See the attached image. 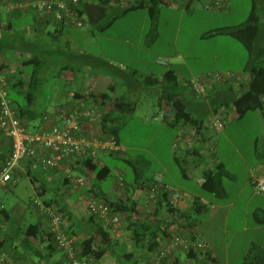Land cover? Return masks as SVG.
<instances>
[{
	"label": "crops",
	"instance_id": "0c3cea01",
	"mask_svg": "<svg viewBox=\"0 0 264 264\" xmlns=\"http://www.w3.org/2000/svg\"><path fill=\"white\" fill-rule=\"evenodd\" d=\"M33 2L34 0H29ZM129 0H114L111 5L114 6V11L125 3H128ZM169 1V0H168ZM177 1V0H172ZM181 1L178 0L176 4ZM208 1V0H207ZM206 1V2H207ZM231 0H229L230 2ZM205 2V3H206ZM186 7V4H184ZM162 7V6H161ZM137 11L147 12L146 8H140L137 10L130 11L119 18H117L107 29L101 30L93 28L88 22V15L85 14L86 24L85 26L72 27V26H61L56 21L51 20L45 14L36 13L32 10L31 6L24 4L22 7L9 9L7 6L0 9V74H6L8 77V95L10 90L15 89L17 94L21 90L26 89L27 79L33 78L37 69H33L30 72V75H27L26 67H52L50 64L53 62H48V59L54 61V63H59L56 67H78L71 69L70 78L72 79V89L70 87L67 92L68 98L60 105L66 103L75 102L78 98L87 96L90 93L89 99L93 101L92 94L94 95H103L104 105L101 104V110L103 112H112L117 117L131 116L135 110L136 105L132 102V91L136 88L135 85L139 87L147 88L149 94H155L157 96L158 110L152 114L153 118L158 116V112L170 114L173 113L171 108H168L167 105L163 104L162 97L165 91L169 88V80L173 77H177L180 85L179 90H183L189 105V109L195 119H203L212 121L214 118L219 117L216 115L215 107L211 102V98H197L194 96L193 92L189 88V80L195 77H202L210 71H220L224 75L237 74L240 75L239 79L234 80V88L237 93L241 92L242 87H245L248 79L250 78V72L246 70V67H183L184 64L177 62L178 64L174 67H165L170 65V59L168 57H162L154 52L147 51L146 49L141 48L138 44L132 45V41L129 38L119 39L118 35H112L111 32H108L120 19L126 17L130 13ZM156 29L149 34L148 37H157L159 18ZM242 24V23H241ZM240 25V24H238ZM237 25H230L225 27H233ZM203 35V34H202ZM201 35V36H202ZM203 37V36H202ZM205 38V37H203ZM260 48L264 47V39L259 42ZM113 48L124 47V52H114ZM110 48V49H109ZM64 54L66 58H69V63L62 62L63 59L56 57L57 54ZM108 53H110L108 55ZM178 56H181L180 52H177ZM119 54V55H116ZM145 56V57H141ZM150 56H154V59H151ZM156 56V58H155ZM82 57L85 58L84 61H95V64L87 66L86 62H82ZM164 58L169 60L168 65L159 63V59ZM62 62V63H61ZM155 64V65H153ZM79 67H89L86 68L81 76L77 75L76 71L80 72ZM141 68L143 71H140ZM141 81H145L144 84H141ZM210 85V86H209ZM208 86L212 87L213 83H210ZM210 94L212 91H209ZM90 101V102H91ZM121 103L122 109H117L115 104ZM51 106L50 110L42 114L41 116L37 113L20 106L19 109L22 112H25L27 119L30 121V129L36 130L39 129V126L43 124L44 116L46 114H52L55 112L57 106ZM126 105H128L126 107ZM222 111V110H221ZM224 112V111H222ZM220 112V114L222 113ZM228 113V112H227ZM227 113H222V117H227ZM250 113V112H249ZM247 113L240 119H236L233 116L226 118L225 126L220 131H211L210 127L202 128V130H196L190 124L185 122H178L176 125L183 129L182 135L179 138L181 140L180 145L177 147V152L174 156V161L177 162L181 167V176L182 180L178 183V174L176 170L171 167V163L162 164L161 170L156 171L151 177H154L158 173L164 175L165 182L169 185L178 187L179 189L187 192L190 195V198L184 200L181 205V208L184 210H191L193 208V200L199 198L207 206L203 209L202 212L197 213L200 215L204 214L202 221L203 230L199 228L198 224H195L196 230H198L208 243V250L217 264L219 261L217 259L216 253L213 248H210L209 242L207 240L208 229L210 226L217 221L219 218H223L226 221L232 216V211L225 209L233 205V201L219 202L216 203L211 199L203 196L201 191H205L202 187L204 183L203 173L207 169H216L218 166L226 171V177L230 179H235L238 177V170L242 171L244 179L242 181V186L239 193L244 192V190L253 189L252 194H250V201H253L257 198V195L264 196L262 193L255 191L253 186V181L264 175V108L262 110L253 111V114ZM249 116V117H248ZM249 118L250 122L258 123L260 127L261 134L255 139L254 150L251 152V147H248L250 150V156L244 155L242 149L236 148L233 154H238L237 157L240 162L237 164L238 167L232 166L226 156L218 150L220 149V135L223 134L227 138V133L233 126L235 120H241ZM25 119V118H24ZM172 119L168 118L170 121ZM157 120V119H156ZM164 124H168V120L161 118ZM210 125V122L208 123ZM172 126V125H171ZM84 128L92 136L100 137L101 124H86ZM118 140L120 146L123 149V152H127L126 147L123 145L119 131H118ZM216 138V140H215ZM229 139V138H227ZM215 140V146L213 141ZM204 143L205 145H210L215 150L212 152L215 156V160L212 158L205 160L201 163H193V165L187 166V162L190 157L198 156L201 148L196 147L198 144ZM129 149L130 148L127 146ZM250 148V149H249ZM217 149V150H216ZM11 148L7 141L0 142V155L10 154ZM254 155V156H252ZM111 157L108 153H100V165H108V158ZM128 161L133 163L131 157H128ZM135 158H139V155H135ZM213 160V161H212ZM74 163H64L57 170H44L35 166L33 161H24L20 168L17 170L13 180L5 187H1L3 190L10 189L15 183H17L22 177L27 176L31 181L34 190L37 195L45 196L47 199L42 201L53 202L54 205H60L62 208L65 225L67 230L74 232L72 238L75 245H77L81 239L89 236L100 237L98 225L104 224L101 220H94L91 216V213L88 209V202L92 196L105 197L106 195H111L115 190V178L112 183L110 190L104 189L100 182H92L89 186H83L79 188H72L68 183L66 178L68 176H73L72 172H77L79 176L81 173V165ZM187 166V167H186ZM115 175L119 172L115 170ZM48 171L49 174L46 175L44 172ZM62 175L60 180V185L64 194V201L61 204L58 202L57 198L51 195L50 184H45L46 179L48 181H53L58 176ZM143 176H146L143 174ZM74 177V176H73ZM147 177V176H146ZM181 178V177H180ZM133 180L132 178H130ZM182 184V185H181ZM66 190V191H65ZM211 194V193H210ZM212 195V194H211ZM132 196L135 201L140 202V210L142 215H146L152 210H149V207L146 204V199L148 196L147 190L142 188H133ZM215 196V195H213ZM208 209L211 211L209 213ZM264 209V198L263 203L258 204L253 212L256 210ZM164 210V209H163ZM36 212V211H35ZM192 213V211H190ZM164 213V211H163ZM37 220L36 222L42 220L45 224L46 229L48 228V222L46 216L40 213L38 210L35 213ZM250 215L249 208L246 209V221L244 222V229H254L264 227V225L250 224L247 219ZM145 217V216H144ZM197 222V221H196ZM24 227V226H23ZM71 228V229H70ZM110 232V237L112 239L113 247L109 248V251L105 256L96 261L95 264H118L119 263V249L121 247H126V242H130L129 246L132 245L130 231L126 228L125 225L117 228H107ZM22 226L17 221H12L11 213L6 209L0 201V249L6 251L14 261L24 260V250H23V240H22ZM209 237V236H208ZM99 240V238H97ZM253 240H250V243ZM128 244V243H127ZM257 245V244H256ZM49 244L41 245L40 248L43 251H47ZM259 246V245H258ZM261 247V246H259ZM262 248V247H261ZM264 249V248H263ZM25 253V252H24ZM46 252L49 255L48 264H63L65 253L57 249L52 250V253ZM137 258V257H136ZM36 261V259L34 260Z\"/></svg>",
	"mask_w": 264,
	"mask_h": 264
},
{
	"label": "rangeland",
	"instance_id": "374dc122",
	"mask_svg": "<svg viewBox=\"0 0 264 264\" xmlns=\"http://www.w3.org/2000/svg\"><path fill=\"white\" fill-rule=\"evenodd\" d=\"M206 1L200 0L194 3L190 9L184 6V4L187 5L188 0H181L177 4V1H169L163 4L157 37H148L150 20L146 11L130 13L116 22L108 32H111L112 35H118L119 39L129 38L133 43L132 45L138 44L147 51L151 50L162 57H168L171 64L165 67H174L178 61L184 64L183 67H244L247 62L248 51L241 42L228 35H215L207 38H203L201 35L217 28L246 22L254 3L257 4L259 13L264 20V0H231L228 7L222 10L205 8ZM111 49L115 50L114 52H119L120 55L125 51L121 50L124 47H111ZM177 52H180L181 56H178ZM52 57L63 59L62 62L69 63V58H66L64 54L59 53ZM150 58L154 59V56H150ZM84 60L85 58L82 57L81 63L86 62L87 66L95 64V61ZM48 62H53L50 64L52 67H26L27 75H30L33 69H37V71L32 79H27L26 89L21 90L19 94L15 89L10 90L9 98L16 107L29 108L41 116L49 111L51 106L60 105L68 98L67 92L72 86L69 72L78 67H56L59 63H54L51 59H48ZM86 68L89 67H79L80 72L76 71L77 75L81 76ZM140 71L143 69L141 68ZM210 72H215V70ZM144 83L145 81H141V84ZM135 86L131 99L136 105L135 110L119 125V135L127 152L109 157L108 163L113 170L116 168L115 170L127 178H133L136 170L150 177L162 169V164L171 163V167L178 174L179 183L182 180L181 167L174 161V156L176 153L178 154L177 147L181 143L179 136L183 129L176 125L164 124L160 112L157 113L159 115L158 120L154 119L152 114L158 110L157 96L149 94L147 88ZM249 114L251 115L253 112ZM248 117L233 122V126L227 133L229 139L225 138L223 134L220 135L218 154L221 151L227 158L225 160L232 163L234 167H238L237 164L240 162L237 157L238 154H233L236 148L242 149L244 155L250 156V150H246L248 147H251V152L255 149V139L261 134L258 123L250 122ZM215 140L213 141L214 147H216ZM127 146L134 149H129ZM196 147L198 149L200 147L201 151L198 156L190 157L187 166L211 158L215 160L217 153L213 155L212 152L215 149L210 145L200 143ZM135 155H139L137 160ZM128 157H131L133 163L128 161ZM44 173L49 174L48 171ZM71 174L74 177L78 175L77 172ZM61 178L62 175L60 174L53 181L46 179L45 182L47 185L50 184L51 195L57 198L60 204L64 201V194H66L59 184ZM243 179L244 175L240 169L238 170V177L235 179L225 177L224 185L227 194L223 198L201 191L203 196L216 203L234 202L232 206L225 209V211L228 209L232 211V216L226 223L222 217L219 218L210 226L207 233L210 248L214 249L219 264H244L246 256L254 244L264 248V227L257 230L244 229L246 209L249 208L250 210L247 221L252 225L254 224L252 211L258 204L263 203L264 196L257 195L255 200L250 201V194H252L253 189H249L250 191L246 189L238 194ZM113 181L114 176H110L100 181V185L104 189L110 190ZM37 198L47 199L45 196L37 195L27 176L22 177L10 189L2 190L0 187L2 205L11 213L12 221H17L20 226L36 222L35 213L38 209L34 200ZM210 211L208 209L207 213ZM203 218L204 214L200 217L194 216L195 222L197 221L196 224L202 230ZM250 240L253 241L250 243ZM129 244L128 241L125 246L129 247ZM184 256L185 253L182 254L183 258ZM135 261V259L130 260L125 264H135ZM146 261L147 258L144 257L140 264H146Z\"/></svg>",
	"mask_w": 264,
	"mask_h": 264
},
{
	"label": "trees",
	"instance_id": "16d2710c",
	"mask_svg": "<svg viewBox=\"0 0 264 264\" xmlns=\"http://www.w3.org/2000/svg\"><path fill=\"white\" fill-rule=\"evenodd\" d=\"M2 1L4 3H9L26 0ZM113 1L114 0H94L86 2L82 6L81 12L84 16L85 14L88 15V22L93 28L105 30L120 16L133 10L146 8L150 20L149 34H151L156 29L161 6L168 3V0H129L128 3L120 6L115 12L114 6L111 5ZM198 1L200 0H188L186 8L190 9L192 5ZM215 35L231 36L246 47L248 58L245 67L246 70L250 72V78L248 79L246 86L242 87L241 92L239 93H237L234 88V81L230 82L226 80L216 82L213 83L212 87H209L210 85L207 87V95L205 97L209 96L211 98V102L215 107L216 115L222 117V113L228 112L227 117L230 115V117L233 116L236 119H240L249 112L262 110L264 108V47L263 49L260 48L259 42L262 38L264 39V20L259 13L257 4H253L246 22L233 27H222L207 31L203 33L202 36L207 38ZM177 81V77H173L168 81L169 88L165 91L162 97L163 104L167 105L168 108H171L173 112L170 114H164L165 119L168 120V118L172 117L170 121L168 120V123L172 126H175L178 122L182 121L192 125L199 131L200 129L202 130V128H208V126H210L208 123H211L212 121L195 119L193 117L188 108L189 105L187 102L189 100L183 90H179L180 85ZM188 84L190 90L193 92L190 80ZM209 91H212V93L210 94ZM91 96L94 102H102V105H104L103 100L106 96L105 94H92ZM194 96L197 97L195 94ZM127 106L128 105H126V107ZM14 107L19 112L20 117L23 119L25 118L24 120L30 124V121L25 117V112H22L19 109L20 106L16 107L14 105ZM115 107L117 109H122V104L117 103L115 104ZM220 112L222 113L220 114ZM124 119H126V116L121 118L115 116L112 112H104V116L99 122L101 124L102 132L100 137L113 135L118 140L119 125ZM122 152L123 149L116 152L109 151L101 153H108L111 156H116L120 155ZM8 156L9 154L0 155V169ZM75 164L82 166L81 174L79 176L85 177L86 180L89 181V185L94 181L99 183L110 176H114L116 182L118 174L123 176L121 172H118L115 175L110 164L101 166L100 155L99 162L97 163L93 162L91 157H85L76 161ZM226 176V171L222 166H218L215 170H205L203 173V189L217 197H225L227 192L224 185V178ZM154 177L150 178L143 176L141 171L138 172L136 170V174L132 178L133 180L124 177L125 189L123 191L119 190L118 187H115V190L111 195H106L101 198L110 205L113 213H118L122 216L121 227L125 225L131 234L132 245L129 247L122 246L121 249H119L120 256L118 264H125V262L134 259L136 260L135 264H140L144 257L147 258L146 264H217L208 249L202 250L198 247H192L189 250L175 248L171 253H167L164 257L161 256V252L164 251L167 243H169L175 235L189 234L194 237L196 234H200L204 239L203 235L196 230L194 216L197 215V213L202 212L207 205L204 204L201 199L195 198L192 203L193 208L187 211L181 207H174L168 198V193H162L149 209L152 211L146 215H142L139 205L140 202L133 199L132 191L133 188H142L146 189L147 193H149L150 183H152ZM66 180L68 183L69 178H66ZM148 197L149 195L146 200H148ZM188 198H190V195ZM44 203L48 206H55L58 209L57 211L62 213L65 221L64 213L62 211L63 209L60 208V205H54L53 202L49 201H44ZM190 211H192V213ZM91 216L94 220H99L98 217L92 213ZM252 216L256 224L264 225V209L254 211ZM107 228L112 227L105 225V223L103 225L99 224L98 230L100 237H97L98 235H87L75 245L76 249L80 251V256L84 258L91 257L93 259L91 264H95L96 261L102 259L109 251V248L113 247L110 232ZM67 231L72 237L74 232H70L69 229ZM21 233L23 250L25 252H23L24 257L32 260L36 259L38 264L49 263V255L46 254V252H50L49 254H51L52 250L56 249L57 251H63L57 246L53 234L50 230L46 229L42 220L29 223L24 227L22 226ZM97 238H99V240H97ZM45 244L50 245L47 247L48 250L46 252L40 248L41 245ZM183 253H185L184 258L182 257ZM158 256L161 258L158 259ZM244 264H264V249L254 244L248 252Z\"/></svg>",
	"mask_w": 264,
	"mask_h": 264
},
{
	"label": "built area",
	"instance_id": "2783aa9c",
	"mask_svg": "<svg viewBox=\"0 0 264 264\" xmlns=\"http://www.w3.org/2000/svg\"><path fill=\"white\" fill-rule=\"evenodd\" d=\"M91 1L94 0H34L33 2L26 0L9 3L0 0V9L6 6L9 9H15L28 4L34 12L45 14L61 26L81 28L86 24L85 16L81 12L82 6ZM228 4L229 0H208L205 3V8L222 10L226 9ZM158 61L164 65L169 64L168 59L161 58ZM239 78L240 75L237 74L224 75L220 71H215L207 73L206 76L190 79V85L194 94L198 98H203L207 95V87L210 83L226 80L232 82ZM8 84L7 75L0 74V142L7 141L11 148L8 158L0 169V187H5L12 182L24 161H33L35 166L44 170H57L64 163H74L85 157H91L93 162L97 163L101 152L122 150L115 136H92L84 128L86 124L99 123L104 116V112L101 110L102 102H94L89 99L91 92L87 96L78 98L75 102L57 106L54 113L44 116V122L39 129L33 131L30 129V124L20 117L10 100ZM164 114L162 112L160 117L163 118ZM158 117L159 115L155 119L158 120ZM225 123L226 118L216 117L210 123V130L220 131L224 128ZM68 178V184L72 188L89 186V181L83 176H68ZM115 185L119 190L125 189L122 175H117ZM253 186L256 192L264 194V175L256 178L253 181ZM162 193H168V198L174 207H181L184 200L189 197L187 192L165 183L164 175L158 173L150 183L147 200L149 209ZM34 204L38 211L46 216L48 228L53 234L57 246L65 253L63 264H91L93 259L80 256V251L76 249L74 240L65 228L62 213L57 211L55 206H48L38 198L34 200ZM88 207L90 212L105 225L120 229L122 216L113 213L106 201L92 196L89 199ZM192 247L207 250L208 243L200 234H196L194 237L189 234L175 235L167 243L161 256L164 257L175 248L189 250ZM160 258L158 256V259ZM0 264L38 263L30 258L16 262L6 251L0 249Z\"/></svg>",
	"mask_w": 264,
	"mask_h": 264
}]
</instances>
